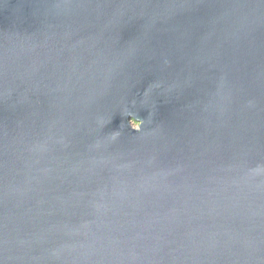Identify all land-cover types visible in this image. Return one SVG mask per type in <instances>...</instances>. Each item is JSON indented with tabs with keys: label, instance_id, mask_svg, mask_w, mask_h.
I'll list each match as a JSON object with an SVG mask.
<instances>
[{
	"label": "water",
	"instance_id": "water-1",
	"mask_svg": "<svg viewBox=\"0 0 264 264\" xmlns=\"http://www.w3.org/2000/svg\"><path fill=\"white\" fill-rule=\"evenodd\" d=\"M0 264H264V0H0Z\"/></svg>",
	"mask_w": 264,
	"mask_h": 264
},
{
	"label": "rangeland",
	"instance_id": "rangeland-1",
	"mask_svg": "<svg viewBox=\"0 0 264 264\" xmlns=\"http://www.w3.org/2000/svg\"><path fill=\"white\" fill-rule=\"evenodd\" d=\"M132 124H133L134 127H137V123H134V122H133Z\"/></svg>",
	"mask_w": 264,
	"mask_h": 264
}]
</instances>
